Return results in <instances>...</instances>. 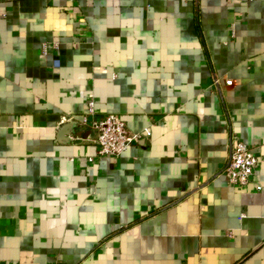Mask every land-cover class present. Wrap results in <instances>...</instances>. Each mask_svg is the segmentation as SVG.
Instances as JSON below:
<instances>
[{
  "label": "crops",
  "instance_id": "crops-1",
  "mask_svg": "<svg viewBox=\"0 0 264 264\" xmlns=\"http://www.w3.org/2000/svg\"><path fill=\"white\" fill-rule=\"evenodd\" d=\"M107 114L141 135L116 158ZM236 141L262 152L264 0H0V264H264Z\"/></svg>",
  "mask_w": 264,
  "mask_h": 264
},
{
  "label": "built area",
  "instance_id": "built-area-1",
  "mask_svg": "<svg viewBox=\"0 0 264 264\" xmlns=\"http://www.w3.org/2000/svg\"><path fill=\"white\" fill-rule=\"evenodd\" d=\"M43 52L46 53L45 46H43ZM218 81V79L215 81L216 85H218ZM226 84L231 85L232 82L227 80ZM88 112L93 115L92 100L88 102ZM84 122L85 120L82 124ZM68 123L72 126L78 124L73 118L69 119ZM89 126L96 135L95 144L99 157H119L133 144L138 143L141 138L140 134L130 132L123 120L115 114L93 118ZM260 148L262 152H259L258 148H250L240 141H236L230 147L228 160L221 172L229 185L243 187L251 183L250 179L253 177L255 169L259 164L264 163V143ZM257 189H260V187H257Z\"/></svg>",
  "mask_w": 264,
  "mask_h": 264
},
{
  "label": "water",
  "instance_id": "water-1",
  "mask_svg": "<svg viewBox=\"0 0 264 264\" xmlns=\"http://www.w3.org/2000/svg\"><path fill=\"white\" fill-rule=\"evenodd\" d=\"M68 129H69V127H68V125L66 124V125H64L63 126V130H62V132H67L68 131Z\"/></svg>",
  "mask_w": 264,
  "mask_h": 264
}]
</instances>
